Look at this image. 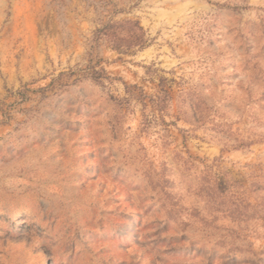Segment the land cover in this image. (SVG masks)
<instances>
[{
  "label": "rangeland",
  "instance_id": "1",
  "mask_svg": "<svg viewBox=\"0 0 264 264\" xmlns=\"http://www.w3.org/2000/svg\"><path fill=\"white\" fill-rule=\"evenodd\" d=\"M0 264H264V0H0Z\"/></svg>",
  "mask_w": 264,
  "mask_h": 264
}]
</instances>
